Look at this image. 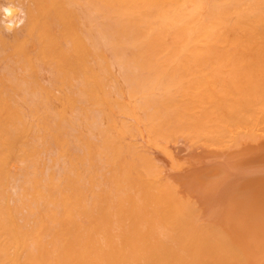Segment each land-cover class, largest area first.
<instances>
[{"label":"bare ground","instance_id":"6f19581e","mask_svg":"<svg viewBox=\"0 0 264 264\" xmlns=\"http://www.w3.org/2000/svg\"><path fill=\"white\" fill-rule=\"evenodd\" d=\"M0 264H264V0H0Z\"/></svg>","mask_w":264,"mask_h":264},{"label":"clouds","instance_id":"9594fccd","mask_svg":"<svg viewBox=\"0 0 264 264\" xmlns=\"http://www.w3.org/2000/svg\"><path fill=\"white\" fill-rule=\"evenodd\" d=\"M5 11H7V9Z\"/></svg>","mask_w":264,"mask_h":264}]
</instances>
